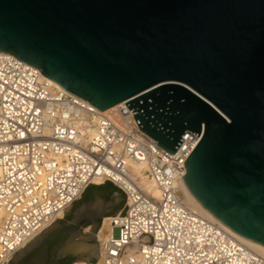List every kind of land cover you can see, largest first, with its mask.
Listing matches in <instances>:
<instances>
[{
    "label": "water",
    "instance_id": "water-1",
    "mask_svg": "<svg viewBox=\"0 0 264 264\" xmlns=\"http://www.w3.org/2000/svg\"><path fill=\"white\" fill-rule=\"evenodd\" d=\"M0 52L100 111L126 101L171 155L202 126L179 184L264 246V0H0ZM115 203L82 201L9 264H59Z\"/></svg>",
    "mask_w": 264,
    "mask_h": 264
},
{
    "label": "built area",
    "instance_id": "built-area-1",
    "mask_svg": "<svg viewBox=\"0 0 264 264\" xmlns=\"http://www.w3.org/2000/svg\"><path fill=\"white\" fill-rule=\"evenodd\" d=\"M125 102L104 113L0 52V264L104 182L120 190L122 208L102 218L109 228L96 232L97 256L70 264H264L180 197L183 162L203 127L197 136L185 131L171 155L138 129ZM130 162L144 165L157 196L138 184Z\"/></svg>",
    "mask_w": 264,
    "mask_h": 264
},
{
    "label": "bare ground",
    "instance_id": "bare-ground-1",
    "mask_svg": "<svg viewBox=\"0 0 264 264\" xmlns=\"http://www.w3.org/2000/svg\"><path fill=\"white\" fill-rule=\"evenodd\" d=\"M44 79L50 83L53 84L57 87H60L57 83H55L54 81H52L51 79L43 76ZM116 106H112L106 110H104V113H107L109 111H111L112 109H114ZM130 166V170L132 173L135 174V176L138 177V184H140L144 190L148 191L149 193H152L153 195L157 196L158 192L157 190L153 189V183L152 181H150V179L147 177V173L144 171L145 167L142 163H137V162H130L129 163ZM142 170V171H141ZM180 197L181 199L195 212L207 217V218H211L213 219L210 215H208L204 210H202L198 205H196L194 203V201L191 199V197L185 192V190L180 186ZM70 206H68L66 209H68ZM60 216L63 215V211L59 214ZM223 224V223H222ZM53 225V224H51ZM48 226L46 229H48ZM224 225V224H223ZM225 226V225H224ZM108 219L104 218L102 220V223L99 227L100 231L98 232L99 234V238L102 237V235L105 234V230L108 229ZM228 228V227H227ZM231 230V229H230ZM232 231V230H231ZM234 234L237 235V237H239L244 243H246L248 246H250L251 248H253L254 250L258 251L260 254L264 255V246L256 243L250 239H247L245 237H242L240 235H238L237 233H235L234 231H232ZM96 235V233H95ZM73 249L78 252L80 254V257H90L92 255H96L98 254V246L95 247L93 245H83L82 243H77V244H73L72 245ZM77 260H82V258L77 259Z\"/></svg>",
    "mask_w": 264,
    "mask_h": 264
},
{
    "label": "rangeland",
    "instance_id": "rangeland-1",
    "mask_svg": "<svg viewBox=\"0 0 264 264\" xmlns=\"http://www.w3.org/2000/svg\"><path fill=\"white\" fill-rule=\"evenodd\" d=\"M90 190V188H89ZM87 190V192L89 191ZM86 192V193H87ZM82 196V195H81ZM81 196L65 211L64 213V216H63V219L60 220V221H64L69 215H72L74 212H76V210L81 206L82 204V201H81ZM116 205H111L109 207H105V209H110L112 210V212H115L117 209V207H115ZM104 209V210H105ZM108 209V210H109ZM107 210V211H108ZM109 210V212H111ZM104 212L103 213V216L106 217L108 216L109 214H106L108 212ZM119 211V210H118ZM117 211V212H118ZM111 212V213H112ZM116 212V213H117ZM101 222H102V218L99 219V221L96 222V224H91V225H85L82 230H81V233L80 234H77L75 236L72 237L71 241L69 242V245L70 244H77V243H82L83 245H94V246H98V242L96 240V237H95V233L97 232V230L99 229L100 225H101ZM95 228H97L96 232H94ZM117 231L114 232V234H116ZM72 253L68 254L70 255L71 257L74 258V261L77 260L78 258H80V254L74 250H70ZM86 258V257H85Z\"/></svg>",
    "mask_w": 264,
    "mask_h": 264
},
{
    "label": "crops",
    "instance_id": "crops-1",
    "mask_svg": "<svg viewBox=\"0 0 264 264\" xmlns=\"http://www.w3.org/2000/svg\"><path fill=\"white\" fill-rule=\"evenodd\" d=\"M97 186V188H92V185H89V187H87L85 189V192L84 194L87 192V190H93L95 191L93 197L95 196H100L101 198H103L105 201H114L116 199V203H115V207H117L116 211L115 212H112V210H110L111 212H109V210L107 211L108 213L106 214H109V215H113L115 214L118 210H120L121 208H118V205L122 202L123 203V195L122 193L120 192V190L118 188H116L114 185H112L111 183L109 182H104L102 184H97L95 185ZM110 189H113L112 193L110 194V197L109 196V192H110ZM83 194V195H84Z\"/></svg>",
    "mask_w": 264,
    "mask_h": 264
},
{
    "label": "trees",
    "instance_id": "trees-1",
    "mask_svg": "<svg viewBox=\"0 0 264 264\" xmlns=\"http://www.w3.org/2000/svg\"><path fill=\"white\" fill-rule=\"evenodd\" d=\"M89 187V186H88ZM92 188H97V186H95V185H92ZM112 191H113V189H110V192H109V196L108 197H110V194L112 193ZM84 192H85V190H84ZM84 192L82 193V195L84 194ZM122 205H123V203L121 202L119 205H118V208H121L122 207ZM71 215H69V217H70ZM74 261V258L73 257H71V256H66V257H64L63 259H61L60 261H59V264H70L71 262H73Z\"/></svg>",
    "mask_w": 264,
    "mask_h": 264
},
{
    "label": "flooded vegetation",
    "instance_id": "flooded-vegetation-1",
    "mask_svg": "<svg viewBox=\"0 0 264 264\" xmlns=\"http://www.w3.org/2000/svg\"><path fill=\"white\" fill-rule=\"evenodd\" d=\"M95 191L93 190H89L87 193H85L84 195L81 196V201H88L90 199L93 198V195L96 193H94ZM69 219V216L64 220V221H59V222H65ZM85 225H91V223H86Z\"/></svg>",
    "mask_w": 264,
    "mask_h": 264
}]
</instances>
